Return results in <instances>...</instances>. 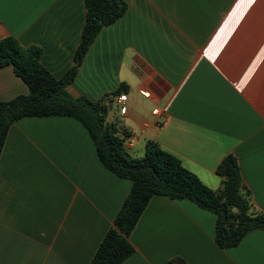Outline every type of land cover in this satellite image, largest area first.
Wrapping results in <instances>:
<instances>
[{
    "label": "crops",
    "instance_id": "crops-1",
    "mask_svg": "<svg viewBox=\"0 0 264 264\" xmlns=\"http://www.w3.org/2000/svg\"><path fill=\"white\" fill-rule=\"evenodd\" d=\"M123 1L125 13L97 34L67 92L97 101L125 84L106 122L136 138L125 145L132 157L155 142L215 190L216 169L232 154L264 212V0ZM85 15V0H0V40L40 49V64L60 79ZM27 94L12 67H0V102ZM129 191L77 120L13 122L0 154V264H89ZM215 220L191 201L153 196L122 264H264V230L221 249Z\"/></svg>",
    "mask_w": 264,
    "mask_h": 264
},
{
    "label": "trees",
    "instance_id": "trees-1",
    "mask_svg": "<svg viewBox=\"0 0 264 264\" xmlns=\"http://www.w3.org/2000/svg\"><path fill=\"white\" fill-rule=\"evenodd\" d=\"M126 9L123 0H85V23L74 64L60 79L40 64V49L22 47L12 37L0 40V67L10 65L28 88L27 95L0 102V154L13 122L26 117H71L87 130L99 162L116 177L130 182V191L89 264H122L133 254L129 235L153 196L188 200L212 212L216 216L215 244L221 249L234 248L249 231L264 230V212L253 206L232 154L225 155L216 169L220 186L210 189L155 142H146L141 157L127 152L120 137L123 132L106 122L112 99L127 92L125 84L97 101L73 97L66 90L97 34Z\"/></svg>",
    "mask_w": 264,
    "mask_h": 264
},
{
    "label": "built area",
    "instance_id": "built-area-1",
    "mask_svg": "<svg viewBox=\"0 0 264 264\" xmlns=\"http://www.w3.org/2000/svg\"><path fill=\"white\" fill-rule=\"evenodd\" d=\"M143 94H144L145 96H147V93H146V92H143ZM116 103L119 104V105H122V104H123V98H122L121 96H117V97H116ZM153 114H154V115H157V114H158V109H154V110H153ZM120 137L123 139L124 144H125L126 146H130V144H131L132 142H134L135 139H136L134 136H129V135H122V136H120Z\"/></svg>",
    "mask_w": 264,
    "mask_h": 264
}]
</instances>
